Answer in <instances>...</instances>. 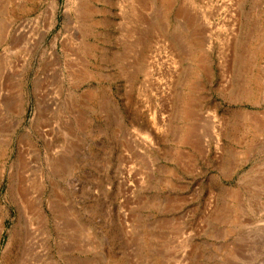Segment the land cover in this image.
I'll return each instance as SVG.
<instances>
[{"label":"rangeland","instance_id":"rangeland-1","mask_svg":"<svg viewBox=\"0 0 264 264\" xmlns=\"http://www.w3.org/2000/svg\"><path fill=\"white\" fill-rule=\"evenodd\" d=\"M0 264H264V0H0Z\"/></svg>","mask_w":264,"mask_h":264}]
</instances>
